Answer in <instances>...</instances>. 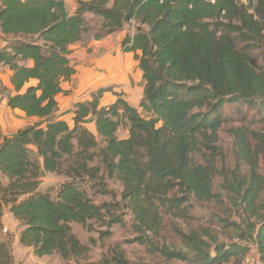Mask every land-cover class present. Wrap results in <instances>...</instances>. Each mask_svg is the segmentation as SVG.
Instances as JSON below:
<instances>
[{"label": "trees", "instance_id": "16d2710c", "mask_svg": "<svg viewBox=\"0 0 264 264\" xmlns=\"http://www.w3.org/2000/svg\"><path fill=\"white\" fill-rule=\"evenodd\" d=\"M255 1L79 0L70 13L66 0H0V64L12 71L17 92L8 105L41 118L0 139V173L8 178L0 185V236L9 209L22 226L20 243L36 255L86 256L89 246L72 224L91 230V221L125 223L105 221L113 207L89 194L108 193L107 180L116 178L133 216L134 241L155 254L184 264H241L253 252L251 262L264 264V67L254 52L264 49V0ZM126 25L133 32L123 49L135 53L145 80L140 107L121 94L101 106L108 89H99L75 103L72 123L52 119L61 82L75 74L72 45ZM234 104L257 116L254 126L229 127L234 165L227 167L220 131L228 120L224 108ZM122 128L127 134L120 137ZM43 170L68 180L57 191H40ZM220 174L229 212L239 214V221L230 214L221 219L234 239L220 243L210 229L176 227L181 247L161 245L156 238L165 217L187 219L195 203L222 202L215 190ZM103 263L130 264L119 246ZM0 264H14L12 240L1 237Z\"/></svg>", "mask_w": 264, "mask_h": 264}, {"label": "rangeland", "instance_id": "374dc122", "mask_svg": "<svg viewBox=\"0 0 264 264\" xmlns=\"http://www.w3.org/2000/svg\"><path fill=\"white\" fill-rule=\"evenodd\" d=\"M78 7L79 0H72L69 2V6L76 4ZM67 6V4H66ZM76 7V9H77ZM75 12V11H74ZM87 19L91 24H99L97 18L92 17L90 14L87 16ZM93 20V21H91ZM126 31L133 32V26L126 25ZM127 33V34H128ZM91 33L90 35H92ZM89 35V34H87ZM127 36V35H126ZM124 36V37H126ZM123 37V36H122ZM121 38V39H124ZM88 38V39H87ZM86 44L88 45L92 40L89 37H86ZM119 44L121 40H116ZM2 42V38L0 43ZM123 42V41H122ZM256 64L259 67H264V62L262 60L264 49L260 48L254 51ZM71 53V52H70ZM141 54V52H139ZM136 58V56H135ZM138 65L139 60L136 58ZM140 68V66H138ZM141 70V68H140ZM142 71V70H141ZM123 97V95L121 94ZM118 98V97H117ZM124 98V97H123ZM125 99V98H124ZM126 100V99H125ZM129 104L130 102L126 100ZM112 104V103H111ZM110 104V105H111ZM132 105V104H131ZM133 106V105H132ZM135 107V106H134ZM223 116L226 117L227 123L224 124L222 130L220 131V145L223 147L224 154L227 156L226 166L232 167L234 165V156H233V138L228 132V129L231 125H239V123H253L254 126V116L256 111L248 108L246 105H228L224 108ZM234 118V119H233ZM233 120V122H231ZM90 121L86 124L88 127ZM90 130L92 127H88ZM127 132L124 128L120 130V137L126 136ZM223 174V173H222ZM220 174L215 179V190L223 195L222 202L217 203H206L200 202L195 203L193 209L189 212L187 219H175L165 217V225L161 231L159 237L156 240L163 245L164 243L178 245L181 247V241L179 236L176 233L175 228H198L200 230L210 229V232L216 234L220 243H230L234 239L233 235L235 232L230 228L224 227L221 219L231 215L232 220L239 221V214L236 212H229L230 202L227 199V193L221 188V183L223 182V175ZM1 180V179H0ZM68 178L63 174L51 173L43 170L41 176V185L40 191H46L50 189L51 191H57L61 184L67 181ZM2 181V180H1ZM3 182V181H2ZM0 182V185H4ZM105 189L108 193L95 192L89 189V194L93 197L96 203L104 204L107 203L113 207L112 212L106 216L107 219L114 217H120L124 220L125 223L122 224H112L108 225L107 222L101 223L96 221H91L92 229L82 226L78 223H73V230L77 237L84 243L89 246V252L86 256L80 257L79 259H72L65 261L62 257L55 253L53 255L38 256L35 254L32 247L24 246L19 243V240L16 238V234H20L22 226L15 224L16 220H13V216H10L8 211L5 212L6 225L1 223V240L8 241L12 240V248L14 253V264H104V257H108L112 250L116 247H121L125 251V256L129 260L130 264H184V262L178 260H167L166 257L162 256L160 253L155 254L156 252L145 245L140 244L134 241V238L137 234L132 228L133 216L131 211L126 207L125 202L122 199L123 185L116 178H110L105 184ZM9 215V216H8ZM12 217V218H11ZM12 219V220H11ZM108 219V220H109ZM188 229V230H189ZM103 232H108V234L103 235ZM208 239V238H207ZM253 251V250H252ZM247 258V257H246ZM256 257L254 253L250 252L247 259H244L241 264H253ZM249 261H246L248 260ZM253 263H252V262ZM228 264H235L230 262Z\"/></svg>", "mask_w": 264, "mask_h": 264}, {"label": "crops", "instance_id": "0c3cea01", "mask_svg": "<svg viewBox=\"0 0 264 264\" xmlns=\"http://www.w3.org/2000/svg\"><path fill=\"white\" fill-rule=\"evenodd\" d=\"M70 1L72 0H66V7L70 13H73L77 7V1H74L76 4L69 6ZM128 32L124 29L103 39L92 40L88 45L83 42L72 45L69 58L75 74L70 80L61 82V89L56 94L57 106L52 119H64L72 123L75 103L91 100L99 89H108L100 100L101 106L110 105L117 99V94H122L130 104L140 107L145 85L143 72L138 67L135 53L125 51L123 44L116 41L121 40L122 43L121 38ZM28 64L31 65L32 62L29 61ZM11 77L12 71L0 64V139L11 136L20 129L41 120L39 117L28 116L24 111L8 105L9 98L17 93ZM88 127H92L93 132L96 131L94 120H90ZM0 179L4 185L8 182V178L1 173ZM6 211L13 216L9 209H5L1 216V223L4 225L7 220ZM13 220H16L14 216ZM17 222L19 223L16 220L15 224ZM16 238L20 243V234H16Z\"/></svg>", "mask_w": 264, "mask_h": 264}, {"label": "built area", "instance_id": "2783aa9c", "mask_svg": "<svg viewBox=\"0 0 264 264\" xmlns=\"http://www.w3.org/2000/svg\"><path fill=\"white\" fill-rule=\"evenodd\" d=\"M256 1H255V4H256ZM242 2L247 5L250 3V0H242ZM254 9H255L254 7L249 8V12L254 13ZM0 40H1V38H0Z\"/></svg>", "mask_w": 264, "mask_h": 264}]
</instances>
